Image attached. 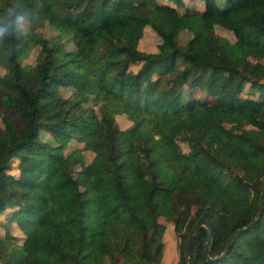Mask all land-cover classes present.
Returning a JSON list of instances; mask_svg holds the SVG:
<instances>
[{"label":"trees","instance_id":"obj_1","mask_svg":"<svg viewBox=\"0 0 264 264\" xmlns=\"http://www.w3.org/2000/svg\"><path fill=\"white\" fill-rule=\"evenodd\" d=\"M17 2L0 0V13ZM19 3L32 8L35 19L26 39L0 42V185L22 189L24 202L0 195V213L6 211L0 264H155L166 220L173 222L178 247L177 260L168 264H185L186 238L199 216L212 227L208 253H219L229 232L256 214L264 182V0ZM145 26L159 37L153 50L138 47ZM32 48L34 60L24 61ZM79 67L109 90L76 82ZM217 68L229 76L222 78ZM50 84L55 97L44 95ZM200 107L207 110L203 121L193 116ZM121 113L131 121L126 127L117 122ZM149 119L164 124L160 135ZM133 129V146L116 158L121 133ZM45 132L48 139L41 138ZM71 139L81 146L64 152ZM84 149L92 152L88 160ZM54 150L59 169L44 180L39 176ZM14 157L32 158L27 185L9 172ZM68 182L96 193L95 219L55 222L76 233L77 245L44 259L28 240V204L48 206L52 214L55 201L46 188ZM262 204L259 218L216 260L205 258L207 228L199 226L190 241L191 264H264V196ZM13 223L22 240L12 233Z\"/></svg>","mask_w":264,"mask_h":264},{"label":"rangeland","instance_id":"obj_2","mask_svg":"<svg viewBox=\"0 0 264 264\" xmlns=\"http://www.w3.org/2000/svg\"><path fill=\"white\" fill-rule=\"evenodd\" d=\"M222 1L223 0H218V3L221 4ZM198 4L199 6L201 5L200 3ZM44 29L46 31L44 32L45 34L51 33L50 27L46 26ZM220 30L221 28L216 27L217 32ZM223 35L229 40L233 39L232 33L227 30H225ZM182 36L186 37L187 32H185V34L183 33ZM158 41L159 37L154 30L150 26H145L142 35L138 40V47L144 50H153L156 48ZM66 46L68 47V45ZM35 50V48H32L24 61L27 60L32 62L35 58ZM136 66L137 64H131L132 68H136ZM3 71L4 68L0 65V72ZM216 72L222 78H227L230 74L228 70L220 68H217ZM74 79L80 84L109 90L108 84L105 81L98 79L90 69L82 67L77 68L74 72ZM61 90L64 94H69L71 91L67 87H62ZM44 95L55 97L57 95L55 86L53 84L48 85L44 91ZM193 116L196 120L203 121L208 118L207 110L200 107L194 112ZM116 119L121 127H126L131 123L124 113L116 114ZM15 122L16 124L19 123L17 118H15ZM149 126L156 136L160 135L164 129V124L157 119H149ZM48 137L49 134L45 132L41 138L48 139ZM136 137L137 131L135 129L121 133L114 149L115 157L118 159L121 158L122 152L133 146ZM178 143L183 150H188L189 146L186 141L179 140ZM81 144L80 141L71 139L64 152L70 150L74 146H81ZM57 153V150L50 153L49 158L45 162L46 168L41 172L39 176L40 178L50 180L58 171L59 166L54 161V157ZM83 153L87 160L92 154L89 149H84ZM33 166L34 163L31 157H25L21 161L18 157H14L11 160L9 172L13 173L22 185H27L32 178ZM79 188L80 189L76 190L71 182L60 187L48 186L46 188L48 197L55 201L53 204L54 212L52 214H50L51 210L48 206L35 203L28 204L30 212L32 213L31 217L25 221V229L29 235L28 240L44 259H48L60 247L66 246L74 248L77 245L76 233L64 230L60 226L55 225V222L68 224L73 216L86 218L89 222H93L95 219V204L97 201L96 193L87 187L80 186ZM21 190L22 189L20 188L15 189L10 182H4L0 185V195L6 196L8 200H20V202H24L19 195ZM5 218L6 211H3L0 213V220H4ZM33 219L37 221L33 222ZM0 231H2L1 227ZM12 233L17 235L16 239L18 240H22L24 237V233H22L15 223H13L12 226ZM163 234V238H165V252L163 255H165L160 262L158 261L155 264H165L169 261L172 262L178 255L177 234L171 220H166Z\"/></svg>","mask_w":264,"mask_h":264},{"label":"clouds","instance_id":"obj_3","mask_svg":"<svg viewBox=\"0 0 264 264\" xmlns=\"http://www.w3.org/2000/svg\"><path fill=\"white\" fill-rule=\"evenodd\" d=\"M35 13L32 8L22 7L19 0L0 13V42L5 38L26 39L32 29Z\"/></svg>","mask_w":264,"mask_h":264},{"label":"water","instance_id":"obj_4","mask_svg":"<svg viewBox=\"0 0 264 264\" xmlns=\"http://www.w3.org/2000/svg\"><path fill=\"white\" fill-rule=\"evenodd\" d=\"M263 196H264V182L262 183L260 192L258 194V202H257L256 214L246 224L232 229L229 232V234H228V237H227V240H226V242H225V244L223 246V249L219 253H217L215 255H210L208 253V244H209V241H210V238H211V233H212L211 224L208 222V220L204 216H199L195 220V224L192 227V229L189 231V233L187 235V238H186V243H185V248H184V256L186 258L185 264H191V260H190V253H191L190 241H191L196 229L199 226H205L207 228V239H206V242H205L206 247L204 249V256H205V258L207 260H216V259L220 258L221 256H223L227 252V250H228V248H229V246L231 244L232 238L235 236L236 233H238L242 229L252 225V223L255 222L259 218V216H260V214L262 212V208H263V204H262Z\"/></svg>","mask_w":264,"mask_h":264},{"label":"crops","instance_id":"obj_5","mask_svg":"<svg viewBox=\"0 0 264 264\" xmlns=\"http://www.w3.org/2000/svg\"><path fill=\"white\" fill-rule=\"evenodd\" d=\"M164 235V234H163ZM164 237V236H163ZM163 240H164V248H165V238H163ZM164 248H163V250H164ZM165 252V250L163 251V253ZM163 253H162V256H161V259H163V257H164V255H163ZM177 258H178V255H177V257H175V259L171 262V261H169L168 263H174L176 260H177ZM161 259H160V261H161ZM159 261V262H160ZM168 263H165V264H168Z\"/></svg>","mask_w":264,"mask_h":264}]
</instances>
